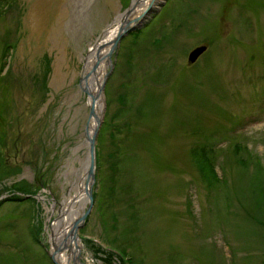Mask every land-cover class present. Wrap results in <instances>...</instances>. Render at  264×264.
Instances as JSON below:
<instances>
[{
  "label": "rangeland",
  "instance_id": "1",
  "mask_svg": "<svg viewBox=\"0 0 264 264\" xmlns=\"http://www.w3.org/2000/svg\"><path fill=\"white\" fill-rule=\"evenodd\" d=\"M149 1L0 0V264H55L51 223L87 206L88 54L107 76L81 261L119 263L97 237L141 264H264V0H161L90 53Z\"/></svg>",
  "mask_w": 264,
  "mask_h": 264
},
{
  "label": "bare ground",
  "instance_id": "2",
  "mask_svg": "<svg viewBox=\"0 0 264 264\" xmlns=\"http://www.w3.org/2000/svg\"><path fill=\"white\" fill-rule=\"evenodd\" d=\"M159 1H161V0L149 1L150 7L148 9L143 10V11L147 12L148 10H153V9L155 10ZM130 14H131L130 11L123 14L125 17V20H126V17L130 16ZM148 14L149 13H146L144 15V13H143L142 16L144 17V16H147ZM140 20L142 21L143 18H139L138 22ZM105 40L103 39V41H105ZM111 44H112V42H111V40H109L107 42L108 46H105L106 47L105 49H99L98 50V56H103L104 58L107 57V59H109L110 54H108V52L111 49H108V48H109V46H111ZM97 46L98 45H95L91 49L90 53H92V51H94L97 48ZM92 62H94V57L91 54H88V56L86 58L85 66H84L85 69L83 72H86L88 70V68ZM108 62H109V60H108ZM105 66H106L105 63L98 65L96 67V71L93 72L86 80L87 88L93 94H96L97 86L101 82V79L103 77L102 75H103L104 70H105ZM87 99H88V103H90V94H88ZM101 102H102L101 97L100 96L98 97V95H97L95 97V101H94V105H93L95 108V115L93 113L90 114V120L88 123V130H87L88 136L87 137H88V141H89V149H90V135H91L92 129L95 125L96 116H97V113H98L100 106L102 104ZM87 144H88V142H87ZM89 163H90V150H89V155L85 159L84 168L81 171L80 176H79V181H80L79 186L82 188L83 197H85V199L87 197V200H88V195H87L86 188L89 184V180L87 178V168L89 167ZM71 198H73V197L71 196L69 199H67V201L66 200L64 201V207H67V205L69 206V202H70V205H71V203L75 202L74 200H73V202L70 201ZM64 207L62 205L61 211L64 209ZM76 217H77L76 215L75 216H67V217L62 216L60 219L56 220V222L51 223L52 228H51L49 236L52 239V245L59 247V250L55 253V259L58 262H60L61 264H76V262H75L76 258L75 257H77V256L80 257V255H81L80 251H78L79 245L81 244L80 238L79 237L73 238L71 235V232H70L71 227L73 225V221L75 220ZM57 244H60V245H57ZM80 264H84V263H80Z\"/></svg>",
  "mask_w": 264,
  "mask_h": 264
},
{
  "label": "water",
  "instance_id": "3",
  "mask_svg": "<svg viewBox=\"0 0 264 264\" xmlns=\"http://www.w3.org/2000/svg\"><path fill=\"white\" fill-rule=\"evenodd\" d=\"M140 18V16L134 17L133 19H130L126 22V24H121L119 31L117 32V34H115V36L111 39L112 42V46L110 47L111 50H109L108 54H110V52H112V49L115 47L116 43L118 42V40L120 39V37L126 33V31L132 27H134V24H131L132 21L137 22V20ZM100 47L97 48L96 50V55L98 56V50ZM205 48V45H199L196 46L194 49H192L190 56H192L193 58L196 57L200 51H202ZM110 57V56H109ZM100 58H104L103 56H100ZM106 61H108L109 59H107V57H105ZM111 59V58H110ZM100 64V59H96L92 66L90 68H88V70L83 74L81 73L79 75V85L80 87L86 91L88 94H90V103H89V113L90 114H94L95 115V108H94V101H95V97L97 96V94L99 92H101L102 90V86L104 84L105 78H106V74L107 71H104V77L102 78V81L98 84L97 86V90H96V94H93L89 91V89L87 88L86 85V80L87 78L96 71V67ZM89 115V114H88ZM101 122V113L99 114V111L97 113L96 116V120H95V125L92 129L91 135H90V163H89V167L87 168V178L89 180V184L86 188L87 191V195H88V203L86 206V209L78 216L75 218V220L73 221V225L71 227V235L73 238L78 237V227L79 225H81L84 221V218L86 217V215L88 214L89 210L91 209L92 206V192H91V185L92 182L94 181V177H95V172H94V167H95V152H94V146H95V137L99 128V124ZM86 129H88V120L86 123ZM87 131V130H86ZM59 250L58 246H54V249L52 252H50V256L53 259V261H55L56 264H60L58 261H56L55 259V253ZM76 261L79 260L78 256L75 257Z\"/></svg>",
  "mask_w": 264,
  "mask_h": 264
},
{
  "label": "trees",
  "instance_id": "4",
  "mask_svg": "<svg viewBox=\"0 0 264 264\" xmlns=\"http://www.w3.org/2000/svg\"><path fill=\"white\" fill-rule=\"evenodd\" d=\"M155 40H157V39H155ZM211 149H212V146L199 145L193 149V153H192V156L196 160H199L198 165L200 164L201 165L200 169L203 170V177L202 178H206L210 182L212 181V179H216L218 177L216 171H214V163H213L212 157L209 155V151ZM96 152H97V157H98V155H99L98 145H97ZM23 189H25V188H23ZM38 230H39V228H37V231ZM86 241H89L91 244H94L95 248L98 251L103 252L105 254V256L107 257L106 259L109 260L115 256V254L113 252L104 249L99 244H97V243H95L89 239H86ZM122 249L126 250L124 247ZM117 257H118V261H119L118 264H128V261H125L121 256H117ZM138 264H140V263L138 262Z\"/></svg>",
  "mask_w": 264,
  "mask_h": 264
}]
</instances>
